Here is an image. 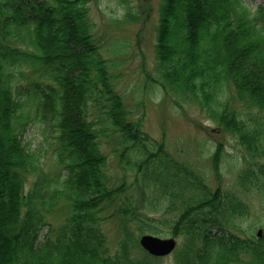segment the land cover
Here are the masks:
<instances>
[{
    "label": "trees",
    "instance_id": "1",
    "mask_svg": "<svg viewBox=\"0 0 264 264\" xmlns=\"http://www.w3.org/2000/svg\"><path fill=\"white\" fill-rule=\"evenodd\" d=\"M88 3L0 0V264H161L139 247L141 234L180 239L175 264H264V233H237L238 194L212 190L133 117ZM158 17L152 80L237 140V185L264 198V0L255 11L243 0H163ZM27 101L47 115L37 152L23 142ZM106 148L132 179L111 178ZM59 204L65 216L42 243ZM115 217L112 252L103 225Z\"/></svg>",
    "mask_w": 264,
    "mask_h": 264
},
{
    "label": "rangeland",
    "instance_id": "2",
    "mask_svg": "<svg viewBox=\"0 0 264 264\" xmlns=\"http://www.w3.org/2000/svg\"><path fill=\"white\" fill-rule=\"evenodd\" d=\"M163 0H89L88 8L94 24V36L102 56L111 66L112 73L119 76L116 89L131 109L135 119L143 115V130L151 137L163 139L167 151L178 161L192 166L197 174L203 175L206 184L212 189L236 192L244 205V211L237 220L238 235L264 233V198L238 186V176L244 166V154L237 140L223 132L208 120L196 105L186 103L171 94H165L152 80L157 74L155 66V29L158 22L159 7ZM250 10H256L261 0H243ZM128 13L132 18L127 19ZM191 18V14L189 13ZM180 29L176 32L178 33ZM233 96L228 91L227 98ZM234 106H239L233 101ZM24 111L29 116L23 142L30 151L37 152L46 147V111L39 110L29 101L24 103ZM218 145L223 151L215 169L212 157ZM110 148L108 154V173L111 178L132 176L122 173L114 161ZM48 152L44 164L51 167ZM61 204V203H60ZM55 207L46 218L49 227L38 234V241L45 243L54 240L53 229L65 216L61 205ZM117 217L105 222L104 231L108 236L110 250L113 252L121 234ZM169 237V236H168ZM52 244V242H48ZM178 246L180 239H177ZM0 253V261L2 260ZM161 264H175L173 254L161 259ZM245 264V263H241Z\"/></svg>",
    "mask_w": 264,
    "mask_h": 264
},
{
    "label": "water",
    "instance_id": "3",
    "mask_svg": "<svg viewBox=\"0 0 264 264\" xmlns=\"http://www.w3.org/2000/svg\"><path fill=\"white\" fill-rule=\"evenodd\" d=\"M261 236V230L257 233ZM141 248L154 257H165L171 254L176 248V241L173 238H158L152 235H144L140 238Z\"/></svg>",
    "mask_w": 264,
    "mask_h": 264
},
{
    "label": "bare ground",
    "instance_id": "4",
    "mask_svg": "<svg viewBox=\"0 0 264 264\" xmlns=\"http://www.w3.org/2000/svg\"><path fill=\"white\" fill-rule=\"evenodd\" d=\"M196 13H197V12H196ZM193 20H194V21H195V23H196V18H194Z\"/></svg>",
    "mask_w": 264,
    "mask_h": 264
}]
</instances>
